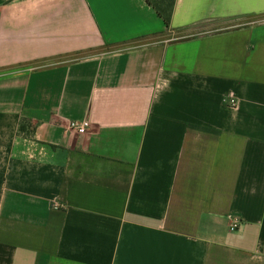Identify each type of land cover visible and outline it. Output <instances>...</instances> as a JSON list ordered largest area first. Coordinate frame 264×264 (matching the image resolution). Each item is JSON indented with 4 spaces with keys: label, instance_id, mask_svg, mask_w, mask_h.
<instances>
[{
    "label": "crops",
    "instance_id": "0c3cea01",
    "mask_svg": "<svg viewBox=\"0 0 264 264\" xmlns=\"http://www.w3.org/2000/svg\"><path fill=\"white\" fill-rule=\"evenodd\" d=\"M0 264H264V0H0Z\"/></svg>",
    "mask_w": 264,
    "mask_h": 264
},
{
    "label": "trees",
    "instance_id": "16d2710c",
    "mask_svg": "<svg viewBox=\"0 0 264 264\" xmlns=\"http://www.w3.org/2000/svg\"><path fill=\"white\" fill-rule=\"evenodd\" d=\"M176 0H144L161 19L166 29H169L173 8Z\"/></svg>",
    "mask_w": 264,
    "mask_h": 264
},
{
    "label": "built area",
    "instance_id": "2783aa9c",
    "mask_svg": "<svg viewBox=\"0 0 264 264\" xmlns=\"http://www.w3.org/2000/svg\"><path fill=\"white\" fill-rule=\"evenodd\" d=\"M230 105L234 108V109H238L239 108V103L235 100H232L230 102ZM68 127L71 130H75L77 133L80 134H84L86 133L88 127H89V121L88 120H82V121H70L68 123ZM237 219H235L234 217H230V227L232 229H234L237 226Z\"/></svg>",
    "mask_w": 264,
    "mask_h": 264
}]
</instances>
